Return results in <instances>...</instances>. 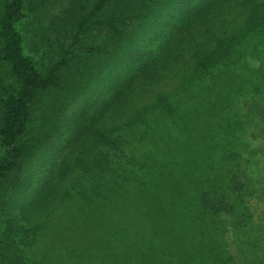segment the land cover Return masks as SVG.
Masks as SVG:
<instances>
[{"label": "rangeland", "instance_id": "374dc122", "mask_svg": "<svg viewBox=\"0 0 264 264\" xmlns=\"http://www.w3.org/2000/svg\"><path fill=\"white\" fill-rule=\"evenodd\" d=\"M92 1L24 0L19 31L38 69L69 47L80 52L72 36ZM201 3L174 0L160 24L136 27L133 44L158 60L154 79L130 61L100 78L92 61L95 74L76 77L84 90L60 120L49 103L55 96L42 98L32 126L50 129L49 138L20 173L19 192L0 197V250L23 254L25 264H109L87 220L112 210L92 196L101 174L100 190L116 188L118 208L133 214V206L143 220L155 214L149 232L169 240L173 230L194 228L203 246L191 264H264V25L247 21L248 0H221L205 14ZM213 48L218 54L209 55ZM10 81L5 71L0 83ZM159 95L174 113L156 103ZM100 97L108 126L118 124L126 140L117 169L127 174L117 184L109 168L93 166L92 139L73 129Z\"/></svg>", "mask_w": 264, "mask_h": 264}, {"label": "trees", "instance_id": "16d2710c", "mask_svg": "<svg viewBox=\"0 0 264 264\" xmlns=\"http://www.w3.org/2000/svg\"><path fill=\"white\" fill-rule=\"evenodd\" d=\"M220 1L202 0V13L212 10L213 3L215 7H220ZM173 2L174 0H93L88 7H83L85 12L77 21L72 36L71 46H79L80 52L75 53L69 47L55 62L40 70L34 59L25 52L23 37L19 31V24L24 16V0H1L0 76L8 71L12 81L6 86L0 83V197L6 195L10 198L19 192L23 184L20 173L27 161L39 152L49 138L50 129L46 134L33 130L32 126L35 110L40 108L42 98L47 95L55 96L56 99H50L49 103L59 111L60 120L66 106L72 104L84 90L78 86L76 77H83L85 73L95 74L90 73L92 61L98 62L100 78L102 74L106 78L123 61L133 62L145 78L150 80L159 75L156 66L158 60L151 58L149 50L142 51L133 44L135 29L149 23L160 24ZM247 21L264 25V0H248ZM211 50L209 55L218 54L215 48ZM156 103L170 113H174L176 109L165 95H159ZM106 105L108 104L102 97L95 100L75 121L73 129L92 139L91 147L98 151V156L92 161L93 166L100 173L104 171V167L109 168L112 171L111 178L117 184V179L127 172L117 169L118 160L126 157V140L117 133L120 128L118 124L108 126ZM111 165L115 167L112 168ZM116 172L118 173L115 175ZM101 179L103 177L100 174L95 183L97 189L93 190L92 196H102V200H108L107 204L112 206V210L109 212L99 209V216H92L87 220L98 229L101 243L110 250L107 256L110 258L109 264H191V253L201 251L203 246V240L198 238L200 234H196L194 228L190 234L181 229L173 230L169 240L167 237H160L153 230L149 232L151 228L148 224L155 221V214L143 220L141 215L136 216L138 211L133 206V214L118 208L110 200L116 195V188L100 190L103 182ZM203 209L209 211L207 204H204ZM185 214L181 212L183 220ZM198 226L196 223V228ZM198 229L202 231V226ZM8 250H0V264H25L23 254L16 252L10 257L6 254ZM99 252L98 248L95 253ZM139 253L141 254L138 255ZM92 262L93 259L86 260L87 264Z\"/></svg>", "mask_w": 264, "mask_h": 264}]
</instances>
